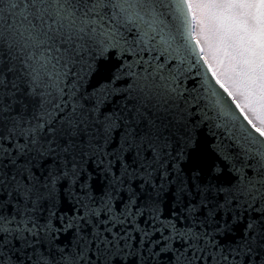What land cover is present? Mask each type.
Returning <instances> with one entry per match:
<instances>
[{"label": "snow or ice", "instance_id": "snow-or-ice-1", "mask_svg": "<svg viewBox=\"0 0 264 264\" xmlns=\"http://www.w3.org/2000/svg\"><path fill=\"white\" fill-rule=\"evenodd\" d=\"M0 264H264V0H0Z\"/></svg>", "mask_w": 264, "mask_h": 264}]
</instances>
